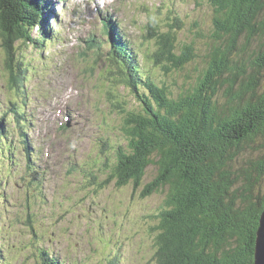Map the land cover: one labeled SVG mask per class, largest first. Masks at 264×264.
Here are the masks:
<instances>
[{"label":"rangeland","instance_id":"obj_1","mask_svg":"<svg viewBox=\"0 0 264 264\" xmlns=\"http://www.w3.org/2000/svg\"><path fill=\"white\" fill-rule=\"evenodd\" d=\"M47 5L50 37L42 46L19 43L13 49L27 67L18 93L7 87L8 52L0 38V118L9 131L0 157V263L38 264L46 252L62 264H156V227L168 191L141 197L156 168L148 167L137 190L131 184L104 186V145L125 140L124 115L115 106L137 103L105 72L109 44L102 24L115 21L140 68L177 96L203 70L216 43L213 9L209 0H48ZM150 25L175 32L180 46L193 45L195 63L169 76L150 67ZM258 46L252 40L248 54ZM262 143L242 151L237 166L250 167L263 153ZM254 180V203L261 205L264 175Z\"/></svg>","mask_w":264,"mask_h":264},{"label":"trees","instance_id":"obj_2","mask_svg":"<svg viewBox=\"0 0 264 264\" xmlns=\"http://www.w3.org/2000/svg\"><path fill=\"white\" fill-rule=\"evenodd\" d=\"M47 3L0 0V38L8 52L4 62L11 91L18 93L27 72L13 54L14 46H42L50 37ZM209 3L216 43L209 47L203 70L177 96L140 68L118 27L104 25L109 44L105 72L114 87H123L137 103L128 109L123 103L115 106L124 115L120 134L125 140L104 145L103 168H108L104 186L131 184L137 190L148 167L156 168V177L141 192L146 198L168 191L156 227V264H254L264 207V200L254 203V176L257 181L264 175V151L249 162L250 167H238L236 162L257 140L264 148V0ZM148 33L150 67L169 76L195 63L193 45L180 46L175 32L150 25ZM256 39L258 51L248 54L249 43ZM3 120L0 157L9 132ZM25 134L21 133V142L29 153ZM38 264L62 263L41 252Z\"/></svg>","mask_w":264,"mask_h":264},{"label":"water","instance_id":"obj_3","mask_svg":"<svg viewBox=\"0 0 264 264\" xmlns=\"http://www.w3.org/2000/svg\"><path fill=\"white\" fill-rule=\"evenodd\" d=\"M254 264H264V208L256 232Z\"/></svg>","mask_w":264,"mask_h":264},{"label":"bare ground","instance_id":"obj_4","mask_svg":"<svg viewBox=\"0 0 264 264\" xmlns=\"http://www.w3.org/2000/svg\"><path fill=\"white\" fill-rule=\"evenodd\" d=\"M104 23L105 24H110V27H116L117 26V24H116V22L115 21H113L111 18H106L105 20H104ZM116 25V26H115ZM7 135H8V133H7ZM27 147H29V142H27ZM30 148V147H29ZM31 151H32V149H31ZM43 251V250H42Z\"/></svg>","mask_w":264,"mask_h":264}]
</instances>
